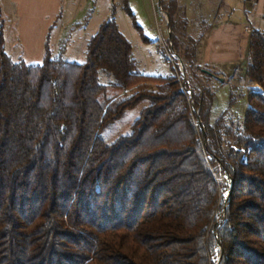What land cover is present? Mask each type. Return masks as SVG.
Here are the masks:
<instances>
[{
    "label": "trees",
    "instance_id": "trees-1",
    "mask_svg": "<svg viewBox=\"0 0 264 264\" xmlns=\"http://www.w3.org/2000/svg\"><path fill=\"white\" fill-rule=\"evenodd\" d=\"M115 14L84 63L47 40L31 65L6 51L0 4V264H213L217 250L218 264H264V31L235 73L260 87L243 95V119L211 122L202 92L198 127L175 72L144 74ZM141 102L129 133L107 142ZM218 165L232 188L216 228Z\"/></svg>",
    "mask_w": 264,
    "mask_h": 264
},
{
    "label": "crops",
    "instance_id": "crops-1",
    "mask_svg": "<svg viewBox=\"0 0 264 264\" xmlns=\"http://www.w3.org/2000/svg\"><path fill=\"white\" fill-rule=\"evenodd\" d=\"M48 1L0 0L2 15L5 19L6 51L12 57L19 53L16 56L18 61L24 58L26 63L31 65L43 62L47 40L43 39V31H39L38 28H42L40 19H43V10L46 9L45 4ZM98 2L99 0H96L95 8ZM161 3L170 18L177 50L183 58L190 61L194 77L197 72L199 76L196 77L201 81L204 79L202 76L207 75L219 82H228L232 94L240 92L241 96L246 94V88L253 87V83H250L247 78L241 76L238 78L235 73L237 68L242 70L248 63L251 34L246 29L264 31V0H162ZM177 3L181 5L179 12L175 8ZM5 6H7L8 19L12 20L10 27L7 26ZM58 10L59 7L56 5L54 12L57 13ZM172 10H174L173 13H171ZM15 11L16 14L13 16L12 13ZM198 14L203 20L191 23L190 20L199 18ZM45 18L48 17L45 16ZM54 26L49 31V38ZM10 31L8 40L7 35ZM74 42L72 37L70 39L58 37L55 45L52 47L49 45V47L54 57H56L54 50L59 52L63 44L66 46L65 55H70V51L74 54L84 53L87 39L80 49L76 48ZM48 43L50 44L49 39ZM148 43L151 41L149 40ZM71 58L75 57L71 56ZM136 59L140 63L141 70L144 71L141 65L142 59ZM150 65L161 66L156 58H152ZM144 74L149 73L144 72ZM194 77L193 79H196ZM234 87L237 88L233 89Z\"/></svg>",
    "mask_w": 264,
    "mask_h": 264
},
{
    "label": "rangeland",
    "instance_id": "rangeland-1",
    "mask_svg": "<svg viewBox=\"0 0 264 264\" xmlns=\"http://www.w3.org/2000/svg\"><path fill=\"white\" fill-rule=\"evenodd\" d=\"M161 2L162 0H99L95 8V0H49L45 4L46 9L43 10V19H40V25L42 28H38V30L43 31L42 37L45 40L49 39V45L51 47L55 45L54 43H56L58 37L62 39H70L72 37L75 41L74 45L77 46L76 48L80 49L83 47L86 39L88 41L93 35L97 33L101 23L109 17L110 12L113 8H115V18L120 30L132 43L134 56L139 60L142 59L141 65L145 70L141 71L143 73H149L148 75L153 76H167L174 73V67L166 59V56L162 51V47L159 42L157 26L160 27V30H163L161 31L162 33L164 32L165 28L170 27L172 30L171 38L175 47L176 42L173 37V28L170 24V18L166 14V9ZM56 5L59 7L57 13L54 12ZM125 5H127L132 10L135 20L141 29H138L134 26L131 16L125 9ZM180 6L181 5L177 3L175 7L178 12L180 11ZM173 12L174 10H172L171 13ZM15 14L16 11L12 13L13 16ZM5 15L7 26L10 27V22L12 20L9 21L8 19L7 6H5ZM163 15H166V17L164 18ZM45 16L48 18H45ZM198 16L199 18L196 20H190V22H201L203 18L200 17V14H198ZM204 21L206 22L207 20ZM52 26L54 27L51 37L49 38V31L51 30ZM10 34L11 31L7 35L8 40ZM144 37L148 38L151 43L145 41ZM85 47L86 45L84 46V53L76 52L74 54L72 51H70V55L72 57L74 56L75 58H71L70 55H64V58L68 61L84 63L86 61ZM54 51L56 57H59V52L56 49ZM18 54L19 53L15 55L18 56ZM16 56H13V58L18 61ZM152 58H156L161 66H151L150 63ZM20 60L26 63L24 58H21ZM183 60L187 63L186 72L188 87L193 90L194 96L195 94L198 95L199 93L204 92L205 96L208 98L207 104L210 108L211 122H215L225 112L227 121L231 117L236 118L237 121L243 119L247 107V100L244 96H241L240 92L233 93L234 99L231 102L232 89L228 82L222 83L207 75L202 76L204 78L202 82L199 80V78H197L199 76L197 72H195V77L193 76V68L190 65V61L185 58H183ZM193 77L196 79H193ZM100 79L102 83L106 84L112 81L113 77H110L102 72ZM253 86L255 85L253 84ZM236 88L237 87H234L233 89ZM246 90H248V88H246ZM146 105L147 102H141L135 108L128 110L124 117L118 123H116L115 126H112L109 132L106 133L105 138L107 142L112 143L121 135L128 134L131 124L139 117L141 110ZM194 105V103L189 104L191 110H194ZM199 114H201L200 111ZM193 119L194 122H196L195 115ZM244 158L247 159V155H245ZM212 171L219 184V201L214 214L212 227L215 225L216 228H219L222 227L226 222L225 211L228 208L231 198L232 182L230 181L229 176L222 172L220 165L217 167H212ZM213 231L216 234V229ZM221 257L222 252L217 250L211 257L213 264H218L221 260Z\"/></svg>",
    "mask_w": 264,
    "mask_h": 264
},
{
    "label": "built area",
    "instance_id": "built-area-1",
    "mask_svg": "<svg viewBox=\"0 0 264 264\" xmlns=\"http://www.w3.org/2000/svg\"><path fill=\"white\" fill-rule=\"evenodd\" d=\"M164 18L166 15H163ZM163 18V19H164ZM169 25V22H168ZM158 33H159V42L162 47V51L166 56V59L171 63V65L174 67V72L180 82L181 89L185 90V97L187 99L188 103H194L195 104V96L194 92L191 88L188 87V81H187V72H186V67L187 63L183 60L182 56L178 53L176 50V47L174 45V42L171 38L172 30L171 28H165L164 32L162 33L160 30V27L157 26ZM248 33H252L251 28L246 29ZM253 88H256L260 90V87L257 85L253 86ZM195 111V125L200 126L201 121L199 119V109H197L194 105V110ZM197 115V116H196ZM198 117V118H197Z\"/></svg>",
    "mask_w": 264,
    "mask_h": 264
},
{
    "label": "bare ground",
    "instance_id": "bare-ground-1",
    "mask_svg": "<svg viewBox=\"0 0 264 264\" xmlns=\"http://www.w3.org/2000/svg\"><path fill=\"white\" fill-rule=\"evenodd\" d=\"M185 91V90H184Z\"/></svg>",
    "mask_w": 264,
    "mask_h": 264
}]
</instances>
